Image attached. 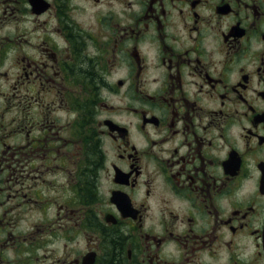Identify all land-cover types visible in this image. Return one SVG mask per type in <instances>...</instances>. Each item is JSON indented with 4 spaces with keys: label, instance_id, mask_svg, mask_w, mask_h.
Segmentation results:
<instances>
[{
    "label": "flooded vegetation",
    "instance_id": "af4514ba",
    "mask_svg": "<svg viewBox=\"0 0 264 264\" xmlns=\"http://www.w3.org/2000/svg\"><path fill=\"white\" fill-rule=\"evenodd\" d=\"M0 264H264V0H0Z\"/></svg>",
    "mask_w": 264,
    "mask_h": 264
}]
</instances>
